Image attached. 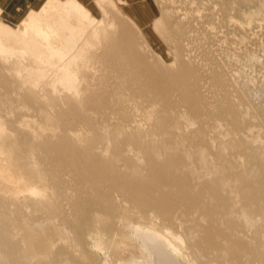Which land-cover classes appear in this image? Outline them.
Listing matches in <instances>:
<instances>
[{
	"label": "rangeland",
	"instance_id": "rangeland-1",
	"mask_svg": "<svg viewBox=\"0 0 264 264\" xmlns=\"http://www.w3.org/2000/svg\"><path fill=\"white\" fill-rule=\"evenodd\" d=\"M100 7L96 13L75 0H48L17 25L0 20V179L15 186L8 175H26L40 188L37 194L0 195L46 203L15 207L0 200L14 247L22 246L28 231L34 245L51 239L46 264H257L245 238L235 239L243 252L224 250L227 230L218 221L234 220L248 238L259 228L264 237V0H100ZM24 67L43 72L29 94ZM59 68L74 74L73 89L53 81ZM60 96L71 105H62ZM38 102L44 108L51 103L61 120L87 114L105 134L130 133L128 142L142 152H130L124 162L147 174L141 155L150 152L167 168L153 172L155 191L143 199L141 187L125 195L110 188L106 210L88 205L74 215L54 208L47 168L30 146L43 150L45 144ZM60 135L58 130L51 139ZM20 147L23 156L17 155ZM62 175L65 183L72 179L70 169ZM182 178L197 199L173 194ZM153 192L171 211L150 198ZM132 223H153L179 248L160 240L142 248ZM51 228L75 229L86 262L61 249L56 237L52 241Z\"/></svg>",
	"mask_w": 264,
	"mask_h": 264
},
{
	"label": "bare ground",
	"instance_id": "bare-ground-1",
	"mask_svg": "<svg viewBox=\"0 0 264 264\" xmlns=\"http://www.w3.org/2000/svg\"><path fill=\"white\" fill-rule=\"evenodd\" d=\"M130 4H131V2H130ZM141 4H142V2H141ZM143 7L145 9L146 6H144V4H143L142 8ZM142 8H141V10H142ZM140 12H142V11H140ZM144 12H146V10H144ZM106 14L107 13L105 12V15ZM146 14H148V13L146 12ZM151 15H154V14H151ZM133 17H134V15H133ZM129 18H131V17H129ZM149 19H150V16H149ZM147 20L148 19H146V21ZM148 21H150V20H148ZM170 21L171 20H169V22ZM173 21H175V20H173ZM142 23H144V22H142ZM177 23L179 24V22H176V24ZM150 26L151 25H149V28H150ZM144 28H146V25L144 26ZM184 28L182 29V31L184 30ZM211 29H212V27H211ZM140 30H139V32H141ZM172 31H174V30H172ZM150 32L153 34L155 31L154 32L150 31ZM175 33H176V31H175ZM185 33H186V31H185ZM200 33H199V35H200ZM140 34H143V38H146V37H144L145 32L144 33L141 32ZM152 34H151V36H152ZM154 36H155V34H154ZM174 37L176 38V36H174ZM178 37H177V39H178ZM148 38H149V36H147V39ZM184 40L187 41L186 38ZM184 40H183V42H182V40L179 41V42H182L181 45L182 44L184 45V42H185ZM151 42H153L152 39H151ZM211 45H213V44H211ZM178 49H180L179 45H178ZM219 50H220V48H219ZM182 53H183V51H182ZM186 61H188V59ZM194 67H193L192 71L195 70ZM24 69H25V72H27L26 75L24 76V82L28 86L27 94H29L30 92H32L33 89H35L38 86L39 79L42 76L43 72L39 69H32L29 67H24ZM200 73H202V72H200ZM187 75H189V73ZM196 75H194V76H196ZM191 76H192V78L194 77L193 75H191ZM196 77H198V76H196ZM73 78H74V74L71 72V70L59 68L58 71L54 74L52 79H53V81H55V80L62 81L64 84L67 85V87L69 89H73V87H75ZM209 78H207V79H209ZM195 79H197V78H195ZM196 84H198V83H196ZM18 94L20 97V93H18ZM22 97H23V94H21V102L20 103L25 106V105H27V102L22 100ZM43 97H46V96L43 95ZM60 102L62 105H67V104H68V106L71 105V103H69V101H67V98H63L61 96H60ZM36 105L39 108V110H41L43 112L44 118H45L44 123L41 125V129H43V130L46 129L47 131L44 133L45 144H43V148H44L43 150H41V146L39 144H36V143L31 142L30 146L31 147L33 146V147H35V149L37 148L39 150V156H40L39 160L47 168V171H48L47 173L49 174L48 179H49V181L53 187V191L55 194L54 208L67 209L69 211V213L70 212L72 214L74 213V215L78 214L80 211H82L84 206H88V205H91V206L93 205L96 207H100L102 210H106L107 200H105L104 192L110 188L112 191H117L118 193L125 195L130 190H135V189L137 190L138 187L139 188L141 187L144 189V191H143V193L139 192L137 195L143 199L144 198L148 199L147 191H149V192H150V190L155 191L154 188H156L158 186V183L155 180V176L153 175V172L155 170H167V168L165 166H161L160 163H158L156 161H152L150 152H147V153L141 155L143 158H144V155L146 156L145 165H146V169L148 172L147 174H144L143 171H141L136 165L124 162L125 158L128 156V154L130 152H133V153L136 151L142 152V150L140 148H138L137 146L128 142V139L131 135L130 133L122 132L121 134H115V133L114 134L112 133V135L111 134H105L102 132L104 130V128L97 127L99 122H96L95 119L87 116V114H81L79 117L74 116L72 119H68L67 117H65L63 120H61L57 116V112H55L54 107L51 105V103H49V107H46V108L41 106L39 104V102L36 103ZM73 105H75V104H73ZM79 119L84 120L86 122L84 124H79V122H80ZM39 127H40V125H39ZM33 128L35 129V127H33ZM58 130L61 132L59 139L56 141L52 140L51 137ZM26 134H29V133L26 132ZM103 140L105 142H103ZM50 146L53 147L54 151H48V147H50ZM25 151H26L25 148L20 147L17 151V155L23 156ZM121 165H123V166H121ZM167 167H169V165H167ZM64 168L70 169V171L72 172V179L68 183L64 182V175H62V170ZM13 177H14V179H17V180L15 181L13 179ZM7 179H9L10 181L12 180V183H15V186H13L12 184H8L7 180L4 181V180L0 179V190H5L7 192H12L14 194L20 193V192H25V191L29 192L30 194L39 193L40 188L37 189L35 187L34 182L31 181V179L26 178V175H8ZM133 186H135V187H133ZM188 188L189 187L186 183V178H182V181H181L180 185L178 186L177 191L173 192V194L183 195V194L189 192V196H190L189 199H197L199 196L198 192L195 190H192V189L190 190ZM247 192H249V191H247ZM261 193H264V190ZM263 196H264V194H263ZM14 198H16V195H14V197H12L10 199L7 198L6 195H0V200H2L3 202L5 200H9V201L11 200V202L15 204V207L33 206L34 203L40 205L41 208L46 207V203L44 205H42L43 201L41 203H40V201H37V202L31 201V200L26 199V196L17 199V201H14ZM150 198H152V200H155L156 202L162 203L165 207L164 210L171 211V206H168L165 204V201L162 199L161 195L157 197V194H155ZM141 201H143V200H141ZM142 204H143V202H142ZM229 210H226V214ZM2 214H3V212L0 211V244L5 245V247L2 246V250H0V264H46L45 261L47 260L48 251H49L47 249L49 248V244H50L51 239L46 240L48 242H45V245L41 241L38 242V245H34L32 243V241L30 240L31 238L29 239V233H27L28 231H24V233H26V239L22 243V246L14 247L15 244L12 242V238H10V237H12L11 236L12 231H11V229L5 227V225H4L5 221L2 218ZM107 217L111 218L109 213H108ZM105 219L106 218L104 217V220L102 219V221L105 222ZM71 220L73 221L74 219H71ZM98 221H101V220L98 218ZM218 223L223 225L224 228L227 230V232L225 234L226 235V238H225L226 242L224 243L225 245L223 246L224 250L226 252H228L234 256L238 252H240V253L243 252L244 248L242 249L240 244H238L235 241V239L237 238L239 240V238H242V239L245 238L253 246V250H254L255 254L257 255L256 256L257 264H264V256H263V254H264V237H263L262 233L260 232L261 230H259V228L254 229L252 231L250 237L248 238V237H246V235L243 231H240L237 228L238 224L234 220L228 219L226 221H218ZM131 227H132L134 234L137 233L140 235L139 236L141 238L140 241L143 242L144 247L142 246V248H144V249H146V248H148L149 250L152 249V247H149L148 242L149 241L151 242L154 240H157V241L160 240V242L164 243V245H171L172 248L173 247L177 248V249L179 248L177 243H175L176 239L174 237H172L167 232L159 231L154 226L153 223H151L150 225H148V224L142 225V224H138V223H132ZM41 228H43V227H41ZM57 229H59V227ZM57 229L54 228L50 231H47L48 229L47 230L44 229V230H46L48 233H50V238H53L52 241H54V237H56V239L58 240V243H59V247L61 249L65 250V251L72 252L79 261L86 262L85 257L81 254L82 249L80 248V240H79L78 235L75 232V229H71V230L64 229L66 231L63 230V232L58 231ZM42 238H44V237H42ZM36 243H37V241H36ZM3 248H5V249H3ZM148 249H146V250H148ZM156 249H157V247L155 248V250ZM9 250H10V252H9ZM155 250L153 248V251H155ZM175 251H174V253H175ZM148 252H150V251H148ZM40 253L42 256L41 255L38 256V254H40ZM244 254H246V253H244ZM32 257H35L33 261H32ZM137 264H143V263H137Z\"/></svg>",
	"mask_w": 264,
	"mask_h": 264
},
{
	"label": "crops",
	"instance_id": "crops-1",
	"mask_svg": "<svg viewBox=\"0 0 264 264\" xmlns=\"http://www.w3.org/2000/svg\"><path fill=\"white\" fill-rule=\"evenodd\" d=\"M48 0H0V20L9 25L19 24L31 11L39 10ZM88 10L100 13V0H75ZM114 3L115 0H102ZM126 0H123L125 2ZM122 0H118L121 3Z\"/></svg>",
	"mask_w": 264,
	"mask_h": 264
}]
</instances>
